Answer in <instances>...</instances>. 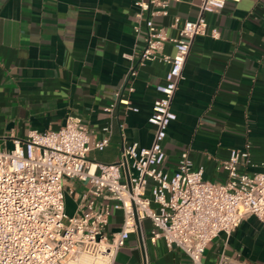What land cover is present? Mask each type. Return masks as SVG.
<instances>
[{"label": "crops", "instance_id": "crops-1", "mask_svg": "<svg viewBox=\"0 0 264 264\" xmlns=\"http://www.w3.org/2000/svg\"><path fill=\"white\" fill-rule=\"evenodd\" d=\"M168 2L167 15L153 21L175 37L185 19L196 18L198 0ZM135 11L133 0H0V145L11 148L13 137L30 130H56L73 115L88 128L91 161L114 163L132 142L150 146L154 126L147 118L168 64L160 58L138 63L145 30L134 31ZM206 19L220 35H198L191 43L171 101L176 119L163 142V169L172 174L187 150L205 180L223 182L219 165L231 148L248 149L242 172L260 171L264 163V0H227ZM173 49L167 41L163 53ZM132 66L135 75L128 74ZM119 89L136 111L122 103L107 110ZM106 134L108 145L96 148ZM85 190L86 184L65 180L69 214L82 210ZM119 216V210L110 215L108 231L119 228ZM144 226V245L132 233L113 264H144V254L164 263L149 255V220ZM171 250L170 261L187 260ZM222 255L229 264H264V223L244 217L229 235L221 232L207 244L202 262L217 264Z\"/></svg>", "mask_w": 264, "mask_h": 264}, {"label": "built area", "instance_id": "built-area-1", "mask_svg": "<svg viewBox=\"0 0 264 264\" xmlns=\"http://www.w3.org/2000/svg\"><path fill=\"white\" fill-rule=\"evenodd\" d=\"M226 1L198 0L196 18L185 19L178 35L170 37L153 21L155 15H167L168 0H133L134 31L145 30L138 63L160 58L168 64L147 118L154 126L150 146L132 142L123 145L114 163L91 161L88 128L73 115L56 130H30L23 138L13 137L11 148L0 145V264H81L83 255L89 264H113L132 233L144 245L146 219L151 244L163 240L169 250L175 248L187 258L161 264H203L207 244L219 233L229 235L248 215L264 223V163L260 171H240V164L250 161L247 148L229 150L219 165L226 171L223 182L205 180L203 168L194 167L187 150L180 153L172 174L163 169V142L176 119L171 101L191 43L198 35L219 37L216 27L209 28L206 14L222 9ZM179 21L175 17L171 25L177 27ZM167 41L174 48L170 55L163 53ZM128 74L135 75L136 67ZM115 97L107 110L115 103L137 110L121 89ZM108 143L106 134L95 147L103 149ZM65 180L86 184L79 213L66 211ZM118 210L119 228L108 231L109 217ZM144 255V264H159ZM217 264L229 262L222 255Z\"/></svg>", "mask_w": 264, "mask_h": 264}, {"label": "rangeland", "instance_id": "rangeland-1", "mask_svg": "<svg viewBox=\"0 0 264 264\" xmlns=\"http://www.w3.org/2000/svg\"><path fill=\"white\" fill-rule=\"evenodd\" d=\"M118 219L121 222L122 216ZM148 252L150 256H156V258L162 259L165 262H172L170 259L173 257L172 250H169L163 240H158L154 245H148Z\"/></svg>", "mask_w": 264, "mask_h": 264}, {"label": "bare ground", "instance_id": "bare-ground-1", "mask_svg": "<svg viewBox=\"0 0 264 264\" xmlns=\"http://www.w3.org/2000/svg\"><path fill=\"white\" fill-rule=\"evenodd\" d=\"M80 261H81V264H89L90 258L88 256L83 255L81 256Z\"/></svg>", "mask_w": 264, "mask_h": 264}]
</instances>
